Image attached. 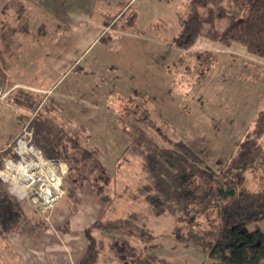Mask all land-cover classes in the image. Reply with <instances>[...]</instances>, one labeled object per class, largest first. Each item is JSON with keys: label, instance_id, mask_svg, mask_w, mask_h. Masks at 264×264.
<instances>
[{"label": "rangeland", "instance_id": "1", "mask_svg": "<svg viewBox=\"0 0 264 264\" xmlns=\"http://www.w3.org/2000/svg\"><path fill=\"white\" fill-rule=\"evenodd\" d=\"M18 1L21 3L16 0H0V92L5 94L3 98H0V134L2 133L7 141V144L2 146L4 151L19 134L31 130L34 133L31 122L38 111L46 116L40 106L36 112H33V108L28 109L27 103V106L22 105L26 101L41 99L46 101V94L35 96L32 94L33 91L11 88L15 84L40 86L43 81L48 82L42 70L50 44H53L49 40L53 37L55 30V26L51 24L52 16L47 6L52 2L55 3V0ZM129 2L130 0H57L58 13L62 10L61 6H68L73 12L86 14L81 18L82 24L78 26L83 28V39L73 43L74 48H72L76 52L80 51L81 55L84 54L85 63H91L95 58L102 57L97 62L98 69L96 77L93 78L94 82L87 81L86 84L82 83L83 87L79 88L87 96V100H92L86 101L85 108L81 109L84 114L76 120L79 116L77 112L68 113L65 110L58 121L68 122L70 128L77 123L87 125L92 134V143L103 150V156L107 153L111 165L109 170L104 168L110 178L104 177L101 185L102 193L107 194L110 201L100 200L89 181H84L81 188L74 190L75 188L67 179V174L63 186L64 196L52 212H42L29 201L23 203L26 218L18 219L16 223V220L14 221L15 225H21V229L13 232L15 235L19 233L17 236L23 238V245L19 250L10 244L9 237L12 233L6 236L8 241L3 242L0 232V250L4 251L6 248L7 253V257L2 258L5 264H78L86 250L85 230L87 228L98 219L123 218L131 213H135L139 219L145 221L156 237L153 244L130 238L142 252V264L149 262L152 264H211L214 262L198 251L194 245L186 246L181 240L186 231L180 230L181 225L176 219L170 215L154 216L141 195L140 190L148 184L147 175L143 172L142 159L132 150L127 152L129 140L122 124L123 121L129 123L136 121V116L140 117V114L137 113L135 116L134 113L139 112L137 105L141 104L136 99L142 97L146 99L148 109L157 115L158 120L163 121L160 115L162 103L165 105V101H161L163 99L147 101L149 91L145 90L148 86L143 72L132 77V75L121 73L119 68L114 70L109 65V62L118 61L120 54L125 50L127 53L131 50V53L138 54L141 50L150 51L152 48H161L163 43L169 54L185 16L188 0H133L128 7H125ZM110 18H114L112 23H116L119 27L131 26L128 33H125L129 39L119 37L118 41L113 39L110 45L100 42V39L97 40L100 28L96 23L103 24ZM108 28L111 30V27ZM132 34H138L137 37L145 36L142 40H136V38L137 44H134ZM160 41L163 43L161 44ZM5 46L9 47V50ZM228 48L230 49L220 48L225 53L215 52L217 57L215 62L207 69L206 67L199 69V72L196 60L191 57H184L182 62L169 66L171 70L175 68L182 70L184 79L187 80L185 83H191L188 79H192L196 85H200L194 88L200 99V105L190 108V105L183 104L176 113H168L170 119L168 123L163 121L168 126V136L169 131L172 134L177 131L187 132L181 133L179 138L174 139L170 136L169 138L174 142L189 143L216 172L227 165L234 155L236 143L244 138L253 123L250 120L243 121L242 113L237 114L238 109L246 101L251 103L255 101L259 96L257 94L262 92L261 97L258 98L259 110L260 100L264 95L262 90L264 84L261 83L264 81V75H255L253 71L255 64L264 69V60L248 53L241 54L237 46ZM84 67L82 64L83 71ZM104 71L111 73H108V76L103 75ZM117 75L122 77L121 84L113 85L111 78ZM73 80H75L74 75L61 85L59 90L66 89L68 83ZM132 83H135V87L131 85ZM124 86H128L129 90L133 87L138 91L127 96L124 91H121ZM131 97L136 98L134 103H131ZM57 102L65 107L68 103V101ZM173 102L175 105L178 103V101ZM249 107L254 108L256 104ZM127 108L131 111L130 115L127 113ZM72 109H74L73 106ZM137 125L145 129L160 145L169 146L145 124L137 123ZM33 140L35 142V135ZM79 140L84 142L83 138ZM68 166L70 169L69 163ZM263 174L264 169L258 168L249 172L246 185L253 191L258 190ZM75 198H79L80 203L72 210L75 206ZM201 221L206 228L218 223L215 212L209 217H203ZM29 226L37 228L29 232L24 231ZM255 227H261L264 230V222L252 225L251 229ZM94 233L96 234V230ZM152 245L155 246L152 247ZM98 264L135 263H125L107 248L101 254ZM259 264H264V260Z\"/></svg>", "mask_w": 264, "mask_h": 264}, {"label": "trees", "instance_id": "2", "mask_svg": "<svg viewBox=\"0 0 264 264\" xmlns=\"http://www.w3.org/2000/svg\"><path fill=\"white\" fill-rule=\"evenodd\" d=\"M113 19L106 21L104 26L113 30L130 27H119L112 23ZM114 35L113 31L107 30L100 42L110 45ZM201 38L225 47L241 46L249 55L264 60V0H188L173 44L184 52V56L196 60L198 72L201 68H209L217 58L212 52L190 51ZM254 66L255 75L263 76L264 69ZM76 71L86 74L80 67ZM46 99L22 103L23 106L28 104V109L33 108V112L40 106L46 114L38 111L31 122L37 147L46 158L70 164L67 179L74 190L89 181L99 199L109 202L110 197L102 193L101 185L104 177L110 178L102 164L103 150L92 143L87 125L77 123L70 128L68 122L60 123L58 118L66 107L53 96ZM135 99L131 97V103ZM136 100L141 104L137 105L139 112L134 114L138 113L140 117L136 116V121L129 123L123 121L122 125L129 140L127 152L132 150L142 159L148 184L140 192L152 214L173 216L181 225L180 230L186 231L181 234L182 242L186 246L194 245L214 261L211 264H259L263 261L264 230L261 227L251 229V226L264 222V174L256 191L246 182L249 172L264 169V95L252 125L244 138L236 143L233 157L218 172L188 143L169 138L167 124L148 109L145 98ZM137 123L155 131L169 146L160 145ZM0 150V167L6 157L16 158L12 151ZM24 202L11 196L0 180V229L4 237L21 229V225L15 223L26 218ZM74 203L72 210L80 203L79 198H75ZM214 212L218 223L204 227L201 219ZM35 228L29 226L24 231ZM85 238L86 250L78 264H98L107 248L125 263L142 264V252L130 238L151 244L156 239L147 223L135 213L123 218L98 219L85 230Z\"/></svg>", "mask_w": 264, "mask_h": 264}, {"label": "crops", "instance_id": "3", "mask_svg": "<svg viewBox=\"0 0 264 264\" xmlns=\"http://www.w3.org/2000/svg\"><path fill=\"white\" fill-rule=\"evenodd\" d=\"M32 2H39L40 0H30ZM133 0H130V2L125 6L128 7L130 3ZM42 2H46V0H42ZM48 6V11L51 12V18L52 21L51 24L55 26L54 34H52L53 37L49 40L50 42H53V44H50L49 51L46 54V62L45 66L43 68L42 74L46 76V80L48 79V82H44L40 84V86H34L33 84L26 85V84H15L11 89H24V90H30L33 91L32 94L35 96H40L39 94H46L45 97L48 96H53L56 101H68L66 104L67 112L75 111L77 114H79L78 118L84 113H82L81 109H84L87 104L86 101H92L91 99L87 100V96L80 91V86H82V83H87V81H92L94 82L93 78L96 77L97 74V69H98V64L99 59L102 57H97L95 60H93L91 63H85V57L81 55L78 51L74 50V44L75 42H80L83 38V28H79V24H82L81 18L83 16H86V14L82 15L77 12H73L70 10L68 6H61L60 13H58V4L57 0H55V3H50L47 4ZM63 7V8H62ZM120 14V13H119ZM118 15V14H117ZM116 15V16H117ZM96 25H99L98 28H100V32L98 34V39L104 34L105 31H107L106 27L104 26V23L100 24L99 22L96 23ZM125 26V25H124ZM131 29V26L124 29V30H113L111 28H108V30L114 32V39L115 41H118L119 37H126L127 39L128 36L125 33H128V31ZM49 33V32H48ZM50 34H48L49 36ZM133 36V42L134 44H137L136 40H142L145 35H139L141 37H137V35L132 34ZM54 39V41H53ZM95 40V42L97 41ZM69 42V44H68ZM162 44L163 42L160 41ZM237 46L240 50L241 54H246V51L243 47ZM73 47V48H72ZM170 48V53L167 54L166 52V45L163 43V46L161 48H152L147 51L141 50L136 53H127L126 50L120 54V59L116 62H109V65L114 68H119L121 73L127 74V75H134L139 74V72H143L144 79L147 82L146 91H149V96H147L149 99L147 101H156V100H161L165 101V105L162 103V109H161V115L162 120L166 121L168 123L169 116L168 113H176L180 108L181 105L186 104L190 105V108L192 107H199L200 105V99L198 97L197 92H195V87H199L196 85L192 79L189 82L191 83H185L187 81L184 79V75L182 74V70L179 69H169V66L172 64H175L176 62H182L184 57V52L180 50L179 48L175 47L174 45L171 46ZM6 49L9 50V47H6ZM220 48H226V50H229L230 48L222 46L220 44L211 42L207 39L201 38L199 39L196 44L191 48L190 51L195 52V51H207V52H218V53H225L223 52L224 50H221ZM89 50V49H88ZM86 50V52L88 51ZM221 50V51H220ZM149 51V52H148ZM85 52V53H86ZM229 53V52H228ZM84 59V60H83ZM249 63V62H248ZM84 65V71L86 74H82V76L76 71L78 67L81 68V65ZM135 64H140V65H135ZM249 64H254V63H249ZM107 65V66H109ZM256 65V64H255ZM106 66V67H107ZM257 66H260L257 64ZM151 67V68H150ZM27 68V67H26ZM107 69V68H106ZM169 69V70H168ZM103 75H107L108 73L111 72H106ZM88 74V75H87ZM72 75L75 76V80L70 81L68 83V86L64 90H59V87L63 85ZM86 75V76H85ZM108 76V75H107ZM121 75H117L116 77L113 76L111 78V81L113 82V85H116V83L121 82ZM133 79V78H132ZM173 80V81H172ZM264 84V81L261 82ZM121 84V83H120ZM135 87V83H132ZM173 85V87H171ZM150 86V87H149ZM128 86H124L121 88V91H124V94L127 96H130V93H137L138 90L133 87H131V91ZM171 87V88H170ZM120 88V87H116ZM257 88V87H255ZM264 90V85L262 87ZM115 89V88H114ZM261 92V91H260ZM257 93V91H256ZM125 95V96H126ZM259 95L258 98L261 97L262 92L257 94ZM126 96V97H127ZM256 98L255 101L248 102L246 101L241 105V107L238 109V113H242L243 116V121L244 120H250L253 121L255 116L257 115L258 112V105H259V99ZM166 101H169V103H166ZM173 101H178V103L175 105ZM256 104V107L250 108V106H254ZM149 105V103H148ZM72 106L74 109H72ZM257 108V109H256ZM66 112V113H67ZM251 115L250 117H248ZM172 129V128H171ZM170 129V130H171ZM92 131V130H91ZM178 133V134H176ZM175 134L171 133V131L168 132L169 136L171 138H179L181 133H187L185 131H180L176 132ZM191 137V135H189ZM6 138L3 137L2 133L0 134V148H3V145H6ZM186 142V141H185ZM98 145V143H96ZM189 144V143H188ZM190 145V144H189ZM191 146V145H190ZM103 147V146H102ZM192 147V146H191ZM105 148V147H104ZM1 153V151H0ZM102 164L103 166L109 170V167L111 165L110 159L108 158L107 153H104V156H102ZM1 232V229H0ZM2 233V232H1ZM14 233L9 237L10 244L15 246L16 249H20L22 247L23 243L22 240L23 238L17 236ZM15 235V237H13ZM1 240L8 241L6 237L2 235ZM14 248V250H15ZM17 252V251H16ZM7 253H6V248L3 250H0V264H5L2 262V258H6ZM79 262V261H78Z\"/></svg>", "mask_w": 264, "mask_h": 264}, {"label": "built area", "instance_id": "4", "mask_svg": "<svg viewBox=\"0 0 264 264\" xmlns=\"http://www.w3.org/2000/svg\"><path fill=\"white\" fill-rule=\"evenodd\" d=\"M0 92V98H3ZM33 131L19 134L6 151L16 158L6 157L0 167V180L11 196L29 201L42 212H52L64 196V179L69 172L66 161L45 157L33 140Z\"/></svg>", "mask_w": 264, "mask_h": 264}]
</instances>
